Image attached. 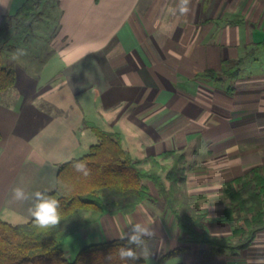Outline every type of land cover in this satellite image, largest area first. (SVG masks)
Instances as JSON below:
<instances>
[{
  "label": "crops",
  "instance_id": "0c3cea01",
  "mask_svg": "<svg viewBox=\"0 0 264 264\" xmlns=\"http://www.w3.org/2000/svg\"><path fill=\"white\" fill-rule=\"evenodd\" d=\"M26 1L0 0V27L7 25L0 47L16 73L12 89L20 91L19 100L0 103V219H32L34 200H13L12 188L54 191L58 166L97 142L87 121L118 134L133 160L181 155L186 195L202 217L195 229L237 240L239 218L232 225L223 220L228 186L251 169L264 177V0H191L186 16L168 12L178 0H60L66 31L49 35L44 48L61 45V69L44 83L22 76L14 42L26 38L24 27L49 23L58 4L33 0L29 14H18ZM250 50L238 77H224V62ZM142 183L150 199L129 213L87 214L88 224L63 239L64 257L122 240L129 221L156 231L144 264H252L264 257V227L237 251L215 254L206 243L179 242L176 220L153 184Z\"/></svg>",
  "mask_w": 264,
  "mask_h": 264
},
{
  "label": "trees",
  "instance_id": "16d2710c",
  "mask_svg": "<svg viewBox=\"0 0 264 264\" xmlns=\"http://www.w3.org/2000/svg\"><path fill=\"white\" fill-rule=\"evenodd\" d=\"M32 8V0H27L18 14H29ZM5 31V28H0V37ZM251 52L234 62H224L227 66L224 77L235 80ZM7 59L0 47V95L12 89L16 82L15 70ZM83 124L92 131L97 142L89 147L86 155L58 166L55 189L48 192L60 201V223L41 229L34 225L33 218L19 225L0 219V264H122L117 250L126 243L125 240L89 246L79 251L71 261L64 257L62 241L88 224L87 214L90 212L129 213L142 200L150 199L142 181L153 184L164 208L176 220L181 243H206L215 254L237 251L247 248L257 230L264 227V177L258 170H249L227 190L230 204L224 209L223 220L232 225L242 213L247 214L250 216V220H245L248 230L234 229V234H240L235 241L210 238L203 230L195 229L202 217L197 215L199 209L193 204L194 199L186 195L181 155L170 151L158 158L133 160L122 148L118 134L104 131L87 121ZM73 160L86 161L90 175L83 177L76 172L71 167ZM165 182L169 183L168 186ZM180 207L184 210L181 211ZM184 248H175L160 257L159 262ZM110 253L113 258L109 262L105 258ZM135 264H143V261L138 259Z\"/></svg>",
  "mask_w": 264,
  "mask_h": 264
},
{
  "label": "clouds",
  "instance_id": "9594fccd",
  "mask_svg": "<svg viewBox=\"0 0 264 264\" xmlns=\"http://www.w3.org/2000/svg\"><path fill=\"white\" fill-rule=\"evenodd\" d=\"M190 4L191 0H178L174 7L168 8V12L173 16H186L191 11ZM24 55H26L25 50L17 49L13 53L12 59L18 60ZM71 167L83 177L90 175V169L84 160H73ZM11 192L12 199L15 201L34 200L32 206L28 208V213L33 218L34 225L38 228L47 229L60 223V201L46 190L29 194L24 188L16 186L12 188ZM129 225V230L120 236V239L125 240L126 243L117 250V255L122 264H135L140 258L149 259L152 251L147 240L156 235L155 229L147 224L129 221ZM112 258L110 253L105 259L110 262ZM252 264H264V257H258Z\"/></svg>",
  "mask_w": 264,
  "mask_h": 264
},
{
  "label": "rangeland",
  "instance_id": "374dc122",
  "mask_svg": "<svg viewBox=\"0 0 264 264\" xmlns=\"http://www.w3.org/2000/svg\"><path fill=\"white\" fill-rule=\"evenodd\" d=\"M53 4H58L57 12L55 10L56 15H54V18H52L49 23H43V25L38 23L37 25L34 22L29 26L24 27L22 32H27L25 35L26 38L22 42H18V39L14 42L17 45L19 44L20 49L26 51V55L18 59V63L20 64V66L24 67L22 68V76L27 78H36V80L39 79L41 81L40 83L46 82L45 80L47 77L56 76L57 72L61 69V61H58L55 56L58 55L56 52L60 49L61 45H55L52 47V49L50 48V50L49 48H44L45 44L51 45L49 41L44 42V39L45 41L46 39H50L49 35H51L53 39L57 37L58 34L60 35L61 33H64L66 31V27L61 25L64 19L62 8L63 3L60 0H53ZM5 26L7 25H2L0 28H4ZM73 43L68 44L71 45ZM221 75L222 74H212L210 76L217 79V77H220ZM18 85H20V83H18ZM19 98L20 91L16 89H10L0 95V103L1 105L5 106L8 105L11 100H19ZM180 210L183 211L184 207H180ZM249 217L250 216H248L247 214L242 213L241 217L238 220L240 223V227L248 230V222H246L245 220Z\"/></svg>",
  "mask_w": 264,
  "mask_h": 264
}]
</instances>
